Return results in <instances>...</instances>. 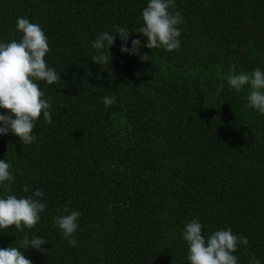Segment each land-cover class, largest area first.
I'll use <instances>...</instances> for the list:
<instances>
[{
    "label": "trees",
    "instance_id": "trees-1",
    "mask_svg": "<svg viewBox=\"0 0 264 264\" xmlns=\"http://www.w3.org/2000/svg\"><path fill=\"white\" fill-rule=\"evenodd\" d=\"M147 3L0 0V42L20 41L18 18L39 24L46 63L61 75L37 81L52 122H35V143L0 134V160L15 177L0 198L40 189L46 205L34 228L0 229V248L33 264H189L183 232L195 219L206 238L228 228L247 238L237 264H264V114L245 106L249 85L227 82L232 65L264 72V0H174L183 21L173 51L144 46ZM115 26L130 30L127 47L141 39L140 53H122L117 35L111 62H92V41ZM106 96L115 103L105 107ZM65 207L81 213L75 247L54 223ZM25 234L43 238L47 255L23 249Z\"/></svg>",
    "mask_w": 264,
    "mask_h": 264
},
{
    "label": "clouds",
    "instance_id": "clouds-1",
    "mask_svg": "<svg viewBox=\"0 0 264 264\" xmlns=\"http://www.w3.org/2000/svg\"><path fill=\"white\" fill-rule=\"evenodd\" d=\"M175 8L174 0H148L142 10L144 26L139 29V33L147 37L146 48H164L167 51L180 48L181 31L177 26L182 23L183 17L178 11H170ZM16 29L22 33L19 42L16 39L8 43L0 42V109L6 110V114H0V134L11 132L28 145L36 141L32 132L41 115L48 123L52 122L49 111L51 98H44L45 93L37 81L51 85L59 82L61 75L46 63L45 56L51 49L41 26L21 17L16 21ZM117 35L123 42L120 47L122 53H140L141 39H133L129 48L130 30L126 26H115V35L101 32L92 41V47L97 52L91 57L92 62L101 66L111 62L109 46L114 44ZM148 56V53H144L141 59L147 61ZM227 82L236 91L249 85L251 91L245 106L264 114V72L257 68L251 74H237L235 65H232ZM114 103L115 97H104L105 107ZM11 167L9 162L0 160V185H3L5 193L10 191V185L4 182L15 180L9 171ZM23 190L27 192L29 189L25 186ZM44 195L40 189H36L29 197L17 198L14 194H7L6 198H0V229L7 230L15 226L17 230L23 231V228H34L41 220L40 213L46 209V205L40 201ZM64 211L69 213L67 207ZM80 216L79 211H70L67 215L54 218V223L73 247L77 241L70 238L78 228ZM183 239L188 243L189 264H237V257L233 253L237 251L238 245L248 244L246 237L234 235L231 228L217 230L206 238L202 235L201 223L195 219L185 226ZM45 243L39 236L29 239L25 234L21 247L36 249L47 255L48 249L41 247ZM0 264H33V261L17 247H7L0 248ZM250 264H260V261L253 258Z\"/></svg>",
    "mask_w": 264,
    "mask_h": 264
}]
</instances>
